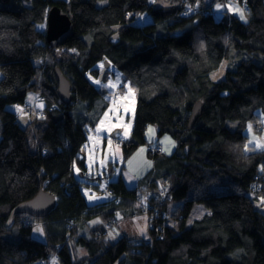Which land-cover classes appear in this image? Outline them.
Masks as SVG:
<instances>
[{
	"label": "trees",
	"instance_id": "trees-1",
	"mask_svg": "<svg viewBox=\"0 0 264 264\" xmlns=\"http://www.w3.org/2000/svg\"><path fill=\"white\" fill-rule=\"evenodd\" d=\"M157 1L164 4L0 0V264H33L51 254L61 264H264V148L245 131L248 123L264 131V60L257 55H264V0H248L246 21L236 14L217 19L210 8L220 0ZM55 5L70 15L74 35L53 48L38 25ZM186 7L194 13L182 16ZM145 13L153 20L136 23ZM225 59L229 68L217 80L212 74ZM112 66L137 98L132 135L120 143L126 159L151 144L150 124L176 147L171 154L149 151L156 165L138 187L109 182L121 201L90 204L75 166L83 175L88 169L87 125L100 117L99 99L103 109L110 105L97 80L114 77ZM57 68L72 84L68 105ZM30 91L44 96L43 106L20 119L16 106ZM199 101L203 113L189 129ZM41 190L58 198L48 216L15 212ZM138 190L159 195L147 202L150 236L105 242L107 233H98L113 227L118 208L144 213ZM172 201L178 205L170 212ZM196 202L210 212L188 225ZM98 217L102 222L89 224ZM38 223L44 241L33 236ZM71 239L87 254L74 258Z\"/></svg>",
	"mask_w": 264,
	"mask_h": 264
},
{
	"label": "rangeland",
	"instance_id": "rangeland-1",
	"mask_svg": "<svg viewBox=\"0 0 264 264\" xmlns=\"http://www.w3.org/2000/svg\"><path fill=\"white\" fill-rule=\"evenodd\" d=\"M103 3L104 1L100 2V4ZM156 3L164 4L163 2L157 0ZM237 8L243 10L245 19L242 20L246 21L248 18L247 7L238 2V0L218 1L216 3L215 15L217 19H221L227 14H236L240 17L239 12L236 11ZM186 10L189 11L187 16L194 13L190 7H186ZM152 20L153 18L149 14L145 13L137 17L136 23L145 24L151 22ZM38 28L46 31L47 21L38 25ZM100 64L103 66V63ZM229 65V60L225 59L221 63L220 67L213 72L212 76L217 80L224 78ZM110 70L114 73V77L109 75V79L107 78V80H97L104 87L103 90L106 92V98L110 100V105L106 109H103L102 106L104 100L99 99L98 112L100 117L95 125L92 123L87 125L88 141L85 144L87 151V173L84 176H81V171L76 169L77 175L81 180L82 190L88 200H91L92 196L102 195V193L106 197L108 196L105 191H102V187L106 183L113 181L110 177L106 178L109 173L110 164H112V167L116 169L118 178L120 175H123L126 178L127 183L134 187L140 184L141 173L145 171L147 172V170H149L148 167L151 165V161L155 160L154 158L151 159L149 156L148 144H142L126 161L123 146L120 143L129 139L132 135L136 116L137 98L134 90L132 91L130 89V84L126 83V79L123 77L122 73L114 66H112ZM1 77L2 71L0 70V78ZM121 85L124 87L126 86V88L129 89L126 91V94H121ZM99 87L100 86H98V88ZM39 94L40 93L36 94L35 91H30L27 97V103L18 106V116L20 119L26 118L33 113H39V109L43 105V103H40L37 99L39 98ZM27 110H29L30 113H27ZM25 120L26 119H23V122ZM229 124L232 127L235 126L234 121H229ZM245 131L249 135L250 143H253L256 146L259 145L257 146L258 148H264V131L262 134H259L255 130L252 123H248ZM116 132L117 137H113L112 135ZM158 135L157 124H150L146 133L148 141L153 144L162 143L165 145L167 154L173 153L175 147L173 146L169 149V146L166 143L167 138L174 143L172 136L168 133L162 136ZM159 186L163 187L165 186V183H163L162 180H159ZM220 190H224V188H221ZM177 205L178 201L170 202L168 207L169 211H173ZM209 212V208L204 203L196 202L191 214L188 217V225H191L194 220L203 217ZM116 215L120 218L123 215V209L118 208ZM33 236L43 241L46 240L47 236L40 223L36 225ZM118 236L119 230L116 226L113 229L109 228L108 234L103 238V240L105 242H114L117 240ZM76 245L77 242L75 239H71L69 241V246L73 252L74 258L81 255L79 251L74 249ZM52 264H61V261L59 258H56Z\"/></svg>",
	"mask_w": 264,
	"mask_h": 264
},
{
	"label": "water",
	"instance_id": "water-1",
	"mask_svg": "<svg viewBox=\"0 0 264 264\" xmlns=\"http://www.w3.org/2000/svg\"><path fill=\"white\" fill-rule=\"evenodd\" d=\"M74 35V24L70 15L62 10L61 7L55 5L48 13L47 18V41L52 47L63 45L69 38ZM264 60V55L257 53ZM111 63L105 60V67H110ZM55 77L58 82V93L61 100L66 104H70L73 100L72 84L63 74L60 68L56 69ZM204 110V102L199 101L193 108L190 118L189 129H192ZM117 137V132L112 135ZM58 198L55 194L41 190L34 198L22 203L16 210V213L30 214L35 217L48 216L56 207Z\"/></svg>",
	"mask_w": 264,
	"mask_h": 264
},
{
	"label": "crops",
	"instance_id": "crops-1",
	"mask_svg": "<svg viewBox=\"0 0 264 264\" xmlns=\"http://www.w3.org/2000/svg\"><path fill=\"white\" fill-rule=\"evenodd\" d=\"M43 106V105H42ZM173 138V137H172ZM166 143L167 145L169 146V149L172 148L173 146L176 147V142L174 140V143L171 142L168 138L166 139ZM152 143V142H151ZM158 144H162V143H158ZM163 145V144H162ZM164 147V151L165 153H167L166 149H165V145H163ZM175 149V148H174ZM171 154V153H170ZM151 159H153L152 157H150ZM129 159V158H128ZM126 159V161L128 160ZM155 160H152L151 161V165L148 167L149 170H147V172H143L141 173V181H140V184L145 180L146 176L150 173V172H153L154 168H155V162H156V158H154ZM125 161V162H126ZM110 168H109V171L112 167V164L109 165ZM114 168V167H113ZM76 169L81 171L78 167L75 166V174L77 175V172H76ZM115 169V168H114ZM116 171V169H115ZM87 172H85L86 174ZM117 173V171H116ZM84 174V175H85ZM83 173L81 172V176H84ZM100 175V173H99ZM109 176L107 175L106 178H108ZM119 178H122L126 185L128 186V188H136L138 186H130L128 183H127V180L126 178L123 176V175H120ZM118 178V173H117V179ZM159 182V181H158ZM107 184V183H106ZM95 187V186H94ZM86 196V195H85ZM87 198V197H86ZM88 200V199H87ZM107 200V197L102 193V195H97V196H92V199L91 200H88V202L90 204H94V203H98V202H103V201H106ZM117 214V212H116ZM134 214V215H133ZM115 224L113 225V227H111L112 229L115 228L116 226L118 227V230H119V236L117 239H119L120 237L122 236H128V237H131L133 239H140V238H148L150 236V227H149V217L147 214L145 213H137L135 211V213L132 211V209H127V207L123 209V215L118 218L117 215H115ZM97 219V220H95ZM93 220L90 221V225H96V224H99L100 222H102V219L100 217L98 218H95ZM95 220V221H94ZM94 221V222H93ZM116 241V240H115ZM74 249L76 251H79L81 253L80 256L84 255V254H87V251L88 249L85 248V247H80L78 245H76L74 247Z\"/></svg>",
	"mask_w": 264,
	"mask_h": 264
},
{
	"label": "built area",
	"instance_id": "built-area-1",
	"mask_svg": "<svg viewBox=\"0 0 264 264\" xmlns=\"http://www.w3.org/2000/svg\"><path fill=\"white\" fill-rule=\"evenodd\" d=\"M238 2H240L241 4H243L244 6H246L247 10H249V4H248V0H238ZM211 11L213 12V14L215 13V8L214 7H211ZM189 13L188 10H186L185 12L182 13V16H185ZM40 99V100H39ZM39 101H43L44 100V96L42 94H39V98H38ZM20 105H24V104H18L16 107L18 108V106ZM27 113H30L29 110H27ZM45 113H42V116H44ZM19 117V116H18ZM148 150L151 151V152H155V153H162L164 151V147L162 144H148ZM115 174H112V177H114ZM145 188L147 187V185L144 186ZM260 188H263L261 187H255V189L259 190ZM262 190V189H260ZM102 191H105L108 196V200H111V201H121L123 198L120 194H117L109 185H104L102 187ZM136 201H137V204L141 205L143 208H144V213L148 214L149 213V207L147 205V202L149 200H151L154 196L155 198H158L159 195L158 194H155V195H152V194H147L145 191H142V190H138L137 193H136ZM163 200V197L160 199V201ZM109 227L112 226V223L108 225ZM151 226V225H150ZM108 233V230L107 231H99L98 233V236L100 235H103V234H106ZM56 254H51L49 257H45L41 260H39L38 262H35L33 264H52L53 260L56 258Z\"/></svg>",
	"mask_w": 264,
	"mask_h": 264
},
{
	"label": "clouds",
	"instance_id": "clouds-1",
	"mask_svg": "<svg viewBox=\"0 0 264 264\" xmlns=\"http://www.w3.org/2000/svg\"><path fill=\"white\" fill-rule=\"evenodd\" d=\"M212 7H214L215 8V10H216V7L215 6H212ZM211 9V8H210ZM214 14H216V11H215V13ZM38 99V98H37ZM152 144V143H151ZM112 174H115V176L114 177H112ZM108 176L111 178V179H114V178H117V173H116V171H115V169L113 168V167H111V169H110V171H109V173H108ZM105 185H109L110 186V183H107V184H105ZM109 230V229H108ZM108 234V233H107ZM57 255V254H56ZM56 258H58V256H56ZM55 258V259H56Z\"/></svg>",
	"mask_w": 264,
	"mask_h": 264
},
{
	"label": "snow or ice",
	"instance_id": "snow-or-ice-1",
	"mask_svg": "<svg viewBox=\"0 0 264 264\" xmlns=\"http://www.w3.org/2000/svg\"><path fill=\"white\" fill-rule=\"evenodd\" d=\"M236 11L239 12V15H240V18H241V19H245V15H244V12H243L242 9L237 8ZM97 83H99V82L97 81ZM106 86H110V85H106ZM21 111H22V110H21ZM249 127H251V126H249ZM150 131H151V129H150ZM257 146H259V145H257ZM38 230H39V229H38Z\"/></svg>",
	"mask_w": 264,
	"mask_h": 264
},
{
	"label": "bare ground",
	"instance_id": "bare-ground-1",
	"mask_svg": "<svg viewBox=\"0 0 264 264\" xmlns=\"http://www.w3.org/2000/svg\"><path fill=\"white\" fill-rule=\"evenodd\" d=\"M60 46V45H59ZM52 47V46H51ZM57 47V46H56ZM53 48H55V47H53ZM137 207H139L140 209H141V211H144V208L141 206V205H139V204H137Z\"/></svg>",
	"mask_w": 264,
	"mask_h": 264
}]
</instances>
